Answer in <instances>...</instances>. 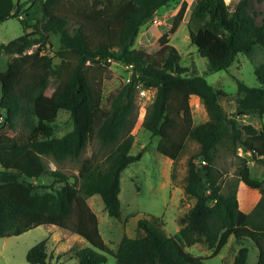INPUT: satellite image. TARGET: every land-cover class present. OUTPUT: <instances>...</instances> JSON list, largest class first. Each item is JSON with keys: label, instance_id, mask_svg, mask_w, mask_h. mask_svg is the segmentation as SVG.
<instances>
[{"label": "trees", "instance_id": "obj_1", "mask_svg": "<svg viewBox=\"0 0 264 264\" xmlns=\"http://www.w3.org/2000/svg\"><path fill=\"white\" fill-rule=\"evenodd\" d=\"M172 1L32 0L26 13L31 9L42 13L33 23L34 29L29 31L28 17H20L25 32L0 43V52L9 56L6 69L0 70V108L5 110L0 123V236L40 224L56 225L89 242L90 246L68 251L77 264L104 263L108 254L117 264H207L206 259L218 254L234 236L240 244L234 264L248 263L249 242L259 250L257 264H264V177H253L243 158L239 179L261 193L247 212L239 207L237 184L224 192L223 172L216 165L220 144L232 149L242 146L251 151L253 159L264 162V129L250 123L239 126L236 121L243 114H264V63L255 67L259 86L237 79L236 111L226 110L219 101L226 93L205 76L187 73L174 45L135 47L141 27ZM251 1L236 0L231 8L226 0H196L190 9V40L207 58V71L228 69L239 53L252 55L257 46L264 47V16L258 23L249 14ZM187 10L188 3L183 1L173 17L171 32ZM22 12L20 2L0 0V22ZM50 33L59 35L54 55L48 50ZM54 57L60 62L54 63ZM111 60L131 65L132 74L112 94L106 108L101 81ZM138 85L156 90L143 126L158 137L161 153L168 155L176 144L182 146L188 139L199 145L188 159L184 186L195 201L180 218L181 240L141 218L137 235L125 233L113 249L100 238L98 218L88 197L100 194L108 214L121 217V173L142 156V151L130 152ZM193 95L202 100L209 115L200 123H194ZM60 109L70 111L73 128L56 137L53 120ZM5 130L15 131L14 137L1 138ZM94 134L103 146L112 147L106 166L92 156L85 157L72 182L69 174L51 169L44 161V156L56 162L78 158ZM41 178L52 181L46 185L32 181ZM39 187L46 190L40 192ZM47 242L42 239L28 250L30 263L50 264L54 254L48 251ZM197 242L206 243L212 253L203 256L187 250ZM68 252L58 253V257Z\"/></svg>", "mask_w": 264, "mask_h": 264}, {"label": "rangeland", "instance_id": "obj_2", "mask_svg": "<svg viewBox=\"0 0 264 264\" xmlns=\"http://www.w3.org/2000/svg\"><path fill=\"white\" fill-rule=\"evenodd\" d=\"M14 1L23 4V12L19 17L14 16L0 22V43L9 42L25 32L20 17H28L31 24L29 31H31L34 29L33 23L42 16L41 12H35L33 9L26 13L32 0ZM183 1L188 3L187 13L177 29L171 32L173 17ZM110 2H113V0H110ZM195 2L196 0H174L167 6L159 8L150 20L141 27L139 36L143 35L144 30L149 36H155L154 40H151V44L170 43L174 45L181 54L180 64L188 68L187 73L203 75L214 86L221 88L226 95L219 97L220 103L226 110L235 113L238 97L237 79H242L251 86L260 85L255 74V67L259 63H264V47L257 46L252 55L239 53L235 62L228 69L207 71V58L201 56L197 51V47L191 43L187 25L189 11ZM226 2L233 8L236 0H226ZM249 14L260 23L264 16V0H252ZM155 17L158 18L157 23H154ZM144 36H142V43L148 41ZM49 39L51 44H49L48 50L51 55H54L53 51L59 45V35L50 33ZM138 45L136 42L135 47H138ZM31 48H35V46L33 45ZM8 60L9 56L4 52H0V70L6 69ZM53 61L59 63L60 59L54 57ZM93 72L98 71L94 69ZM131 74V66L117 60H111L102 72V104L104 107L109 108L112 94L130 79ZM1 93L2 85L0 82V97ZM155 93L154 88L144 89L142 85L137 87L136 107L133 113L134 126L131 131L134 134V142L130 152L137 154L142 151V156L139 160L130 163L121 173V191L119 195L121 217L116 218L108 214L100 194L88 198V203L98 218L100 238L113 249L117 248L125 233L128 235L136 233L134 236L129 235L132 237L137 235V223L141 218H147L159 230L168 235H178V239L181 240L178 234L180 218L186 214L195 201L194 198L186 194L184 186L188 171V159L197 152L199 145L192 139L186 140L182 146L176 144L172 148V152L168 154L173 159V164L167 162L169 156L157 149L158 137L153 136L143 126L144 117L155 97ZM45 95L48 96V92ZM190 104L194 123H200L209 118L208 112L199 97L193 95ZM4 115L5 110L0 108V123ZM234 117L236 116L234 115ZM237 119L239 126L249 123L257 128L264 126V115L246 114ZM53 124L56 126L54 134L56 137L70 131L73 128V118L70 111L58 110ZM14 133L15 131L5 130L1 138L12 139ZM111 150V146H103L98 136L94 134L88 141L84 152L76 159L56 162L50 156H44L43 158L51 169L59 168L69 174L71 176L70 180L75 182L81 162L85 157H94L97 163L104 167L107 165L106 158ZM243 158L247 160L253 177H264V162L253 159L252 154H247L244 147L237 146L232 149V147H225L224 144L218 145L216 165L223 172V190L227 192L234 183L237 184L239 207L245 211H251L260 197V192L243 181L239 184L238 171L243 163ZM32 181L37 185H46L52 181V178L32 179ZM37 190L44 192L46 188L39 187ZM161 220L163 223H161ZM45 238L48 240V251L54 254L50 264H77V258L70 257L68 251L71 248L90 246L87 240L63 228L52 224H40L19 234L0 236V264H33L27 260V252L33 245ZM247 244L250 247L247 264H257L258 248L252 242ZM239 247L240 244L235 241L234 236H231L221 251L207 258L206 263L234 264L235 254ZM186 248L194 254L203 256L212 253V250L204 242L195 243ZM64 251L68 252L67 255L59 258L58 253ZM100 264H117V262L113 255L108 254V260Z\"/></svg>", "mask_w": 264, "mask_h": 264}, {"label": "crops", "instance_id": "obj_3", "mask_svg": "<svg viewBox=\"0 0 264 264\" xmlns=\"http://www.w3.org/2000/svg\"><path fill=\"white\" fill-rule=\"evenodd\" d=\"M143 35H145L144 36V38L146 39V40H148L146 43H142V36L143 35H140L139 36V34H138V36H137V44H139L138 45V47L141 45V46H145V45H149V44H151L152 42H151V40H154V35L153 36H149L144 30H143ZM157 38V37H156ZM135 42V43H136ZM155 42V41H154ZM243 115H246V114H243ZM264 115V114H263ZM240 116H242V115H240ZM240 116H238V118H240ZM262 129H264V126H262L261 127ZM261 128H259V129H261ZM246 153L247 154H249V153H251V151H249V150H246ZM252 154V153H251ZM247 156V155H246ZM169 158V160L167 161V162H169V164H173V159L172 158H170V157H168ZM263 178V177H262ZM262 178H259V179H262ZM242 182V180H240V182H239V184ZM239 184H238V187H239ZM255 189H257V188H255ZM259 190V189H258ZM260 192V191H259ZM260 196H261V193H260ZM89 198V197H88ZM260 198V197H259ZM259 200V199H258ZM257 203V202H256ZM255 203V204H256ZM248 212V211H247ZM65 230V229H64ZM66 231H68V230H66ZM68 232H70V231H68ZM70 233H72V232H70ZM72 234H75V233H72ZM136 234V233H135ZM134 234V235H135ZM75 235H77V234H75ZM129 235H132V234H129ZM134 235H132V236H134ZM79 236V235H78ZM83 238V237H82ZM230 239V238H229ZM235 239V238H234ZM197 243H200V242H197ZM80 248V247H79ZM221 251V250H220ZM258 255H259V250H258ZM257 259H258V257H257Z\"/></svg>", "mask_w": 264, "mask_h": 264}, {"label": "built area", "instance_id": "obj_4", "mask_svg": "<svg viewBox=\"0 0 264 264\" xmlns=\"http://www.w3.org/2000/svg\"><path fill=\"white\" fill-rule=\"evenodd\" d=\"M158 22V18L157 17H155L154 18V23H157ZM34 46H36V45H34ZM34 50V48H30L28 51L29 52H32ZM128 66H131V65H128ZM144 89H146V88H144Z\"/></svg>", "mask_w": 264, "mask_h": 264}]
</instances>
